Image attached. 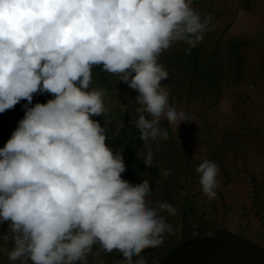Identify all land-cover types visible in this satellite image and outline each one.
Segmentation results:
<instances>
[{
    "label": "clouds",
    "instance_id": "obj_1",
    "mask_svg": "<svg viewBox=\"0 0 264 264\" xmlns=\"http://www.w3.org/2000/svg\"><path fill=\"white\" fill-rule=\"evenodd\" d=\"M194 0H0V113L22 100L24 115L0 148V239L21 264H88L93 247L147 264L145 249L164 243L176 208L132 187L123 149L108 143L105 91L91 87L93 66L137 92L133 121L153 166L152 146L167 140L161 121L179 127L188 113L169 103L160 58L174 45L190 53L212 21ZM51 94L33 104L34 95ZM164 176L170 174L161 169ZM200 190L217 197L220 169L202 159ZM136 257L135 261L133 258ZM158 264V262H156Z\"/></svg>",
    "mask_w": 264,
    "mask_h": 264
},
{
    "label": "rangeland",
    "instance_id": "obj_2",
    "mask_svg": "<svg viewBox=\"0 0 264 264\" xmlns=\"http://www.w3.org/2000/svg\"><path fill=\"white\" fill-rule=\"evenodd\" d=\"M187 47V45H174L160 58L159 66L168 76L167 81L161 86L162 90L167 92L169 98L174 97L178 101L186 98L185 101L191 104L190 109L188 107L182 108L188 113L190 121L180 124L178 128L170 125L166 120L161 121V127L168 132V139L158 140L153 144V166L150 169L144 162L147 152L139 138L135 124L132 123L133 121L138 123L139 119L138 105L135 103L137 92L130 89L124 82H119L118 76L103 71L101 66H98L99 69L92 68L93 82L91 87L101 88L105 91L103 99L108 111L104 116L94 117V119L99 120L101 125L105 127L110 146L114 149H123L122 155L126 168L124 181L132 187L147 183L150 190L153 191L152 196L148 198L152 202V206H155L156 201H166L176 208L174 216L164 213L168 222L174 226V232L165 234L164 243L161 246L145 249L142 253L147 264H151L156 252H161L167 248L171 249L177 245L187 246L193 241L204 239H209L210 242L187 247L189 255L185 257V264H251V260L254 259L252 253L241 242L234 240L232 236L262 248L264 245H258L248 239L233 235L221 229L220 226H218L219 228L214 226L213 230L208 231L203 225L204 228L201 229V221L195 223L193 219H189L188 204L190 199L195 198V194L192 193L194 192L192 185L189 182L190 171L194 167L193 153L196 140L204 136L211 139L213 134L219 133L217 125L225 130L226 127L230 128L231 122L234 129L237 122H240L241 125L238 127L240 136L235 138L238 139L237 141H242L241 139H244V142L250 141V138L256 142L259 141L257 149L249 151L252 156L247 155L248 158L242 160L241 164L245 165L253 160L257 161L259 164H253V169L256 174L264 175V164L260 162L261 158L259 157L261 154L264 155V94L257 91L262 89L260 86L264 79L256 76L261 69L264 70V53L257 56L256 54L253 55L251 60H244L249 56L243 52L242 61L232 60V77H226L223 81L230 85L232 80V88L227 86L228 92L232 90V93L228 94L227 92L224 95H219L215 93V89L206 84H201L202 82L211 83L210 79L188 78L189 73L191 74L192 71L196 73L203 65L211 67L206 71L213 70L214 63L198 64L185 60L188 57V53L186 54L185 51ZM253 50L255 51L256 48L253 47ZM225 64L228 65L229 63ZM236 73L243 74V77H236L234 75ZM192 81H195L198 92L187 95L186 92L180 93L181 90L178 93L176 91V93H171L169 90L170 87L181 83L191 85ZM240 87H248V93L244 95L235 94V90ZM172 89L174 91V88ZM222 96L226 97L229 105L232 103V111L228 108L222 107L220 110L213 107ZM236 102L240 104L238 113L234 111L236 110L234 107ZM206 104L208 105L206 106ZM3 120L5 119L0 118L1 122ZM232 132L235 133L234 130ZM10 136L9 133H0V148L4 147ZM161 169L169 170L170 174L164 176ZM248 179H251V185L248 183ZM247 184L252 198L257 201L254 179L248 177ZM260 208L263 210L264 204L260 205ZM263 211L260 213L264 221ZM202 214L201 218L205 217V213ZM135 259L136 257L133 258V261ZM179 261L177 258H173L164 264H179ZM0 264H21V261L12 262L7 255L2 254L0 255ZM88 264H126V262L122 260L120 254L106 255L99 245H95L92 253L88 256ZM259 264H264V261L259 262Z\"/></svg>",
    "mask_w": 264,
    "mask_h": 264
},
{
    "label": "crops",
    "instance_id": "obj_3",
    "mask_svg": "<svg viewBox=\"0 0 264 264\" xmlns=\"http://www.w3.org/2000/svg\"><path fill=\"white\" fill-rule=\"evenodd\" d=\"M193 7L201 17L210 14L212 21L204 39L188 53L185 60L198 64L212 62L214 65L212 66L213 70L209 71L206 70L211 67L203 65L196 73H193L195 71L189 73L188 78L193 77L197 80L208 78L211 83L202 82L201 84H206L215 89V93L224 95L228 92V88H232V80L230 85L223 82L226 77H232V60L242 61L243 52L249 56L244 60H251L253 55L264 53V0H194ZM178 45L186 46V44ZM253 47L256 48L255 51ZM253 52L255 53L253 54ZM259 72L256 76L264 79V70L261 69ZM234 75L243 77V74L239 75V73ZM194 82L192 81L191 85L181 83L170 87L169 90L171 93H178L181 90L180 93L186 92L185 94L189 95L198 92ZM260 87L262 89L257 91L264 94V82ZM231 93L232 90L228 92V94ZM245 93H248V87H240L235 90L237 95ZM225 98L220 97L213 107L220 110L222 107L228 108L232 111V103L229 105V101ZM185 99L178 101L174 97H170L169 103L177 108L188 107L190 109L191 104ZM235 104L236 110L234 111L238 113L240 104L238 102ZM239 123L235 124L234 129L231 122L230 128L226 127L225 130L217 125L219 133L213 134L211 139L204 136L196 140L193 153L194 167L190 171L189 182L192 185L194 191L192 193L195 194V198L190 199L188 204L189 219H193L195 223L201 221V229L206 226V230L210 231L214 229V226L217 228L220 226L221 229L233 235L248 239L258 245H264V221L260 213L262 211L260 205L264 204V175L256 174L254 171L253 164H259L257 161L241 164L242 160L252 156L250 152L257 149L259 141H253L251 138L250 141L244 142V139L237 141L238 139L235 138L240 136L238 127L241 125ZM232 130L235 131L234 134ZM245 156L247 157L245 158ZM259 157L261 158L260 162L264 164V155L261 154ZM205 158L217 162L220 169V186L217 189V197L212 200L207 199L201 192L199 177L195 173V168ZM248 177L254 179L257 201L250 194L247 184ZM197 202L201 206H205V211L196 206ZM203 212L205 217L201 218ZM220 221L222 224L219 223ZM6 229L7 222L0 225V236L5 234ZM5 248L11 250V242L0 239V255H6L3 250Z\"/></svg>",
    "mask_w": 264,
    "mask_h": 264
},
{
    "label": "trees",
    "instance_id": "obj_4",
    "mask_svg": "<svg viewBox=\"0 0 264 264\" xmlns=\"http://www.w3.org/2000/svg\"><path fill=\"white\" fill-rule=\"evenodd\" d=\"M93 67L99 69L98 65ZM191 78L194 79L193 77ZM51 98L52 96L50 94H46V95L37 94L34 95L33 104L37 102L46 103L47 100ZM24 103H26V101L22 100L19 104L15 106L14 109L6 110L5 113H0V118L5 119L2 122L0 121V133L5 132L6 134L8 133L11 134L12 131L15 130L18 120L21 119L24 115V112L22 111V105ZM232 238L234 240L241 242L249 249V252L252 253L254 259L251 260V264H259V262L264 261V248L252 244L246 240L236 238L234 236H232ZM207 242H210V240L209 239L196 240L191 242L187 246L177 245L176 247H173L171 249L170 248L163 249L161 250V252H156L155 256H153L152 258L153 260L151 261V264H156V262H158V264H164L166 261H169L173 258H177L178 260H180L179 264H185L186 263L185 257L189 255L188 252L189 249L187 247H192V246L194 247L197 244L207 243ZM255 259L257 260V262Z\"/></svg>",
    "mask_w": 264,
    "mask_h": 264
},
{
    "label": "built area",
    "instance_id": "obj_5",
    "mask_svg": "<svg viewBox=\"0 0 264 264\" xmlns=\"http://www.w3.org/2000/svg\"><path fill=\"white\" fill-rule=\"evenodd\" d=\"M257 171H259L258 169H257ZM248 183L251 185V179H248ZM254 193H253V191H252V195H253ZM198 205H196L197 207H199L201 210H205V206H201L200 205V203H197ZM264 210V209H263ZM262 210V211H263ZM264 212V211H263ZM219 223H222V221H220Z\"/></svg>",
    "mask_w": 264,
    "mask_h": 264
}]
</instances>
